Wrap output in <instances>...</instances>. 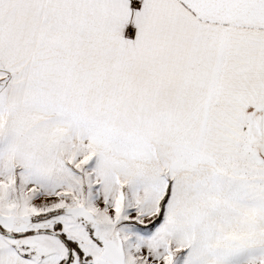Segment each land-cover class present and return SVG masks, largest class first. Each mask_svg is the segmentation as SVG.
<instances>
[{"label": "snow or ice", "instance_id": "snow-or-ice-1", "mask_svg": "<svg viewBox=\"0 0 264 264\" xmlns=\"http://www.w3.org/2000/svg\"><path fill=\"white\" fill-rule=\"evenodd\" d=\"M0 264H264V0H0Z\"/></svg>", "mask_w": 264, "mask_h": 264}]
</instances>
